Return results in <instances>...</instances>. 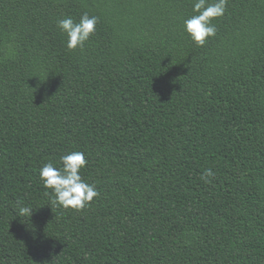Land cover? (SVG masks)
<instances>
[{
    "label": "trees",
    "instance_id": "trees-1",
    "mask_svg": "<svg viewBox=\"0 0 264 264\" xmlns=\"http://www.w3.org/2000/svg\"><path fill=\"white\" fill-rule=\"evenodd\" d=\"M85 12L95 33L69 50L57 21ZM192 14L0 0V264H264V0H227L203 46ZM72 151L99 191L80 211L39 180Z\"/></svg>",
    "mask_w": 264,
    "mask_h": 264
},
{
    "label": "clouds",
    "instance_id": "clouds-1",
    "mask_svg": "<svg viewBox=\"0 0 264 264\" xmlns=\"http://www.w3.org/2000/svg\"><path fill=\"white\" fill-rule=\"evenodd\" d=\"M227 0H192V15L183 21V30L197 46H203L208 38L216 34L213 20L224 15ZM99 18L87 12L81 14L79 20L71 16L57 21V27L65 36L67 49H83L86 42L95 33ZM60 167L47 162L39 169V180L46 190H50L52 203L65 209L80 211L89 206L99 191L85 181L81 170L87 166L82 151H72L60 157ZM213 175L211 169L205 170L206 179ZM47 194V193H46ZM30 206H20L19 216H31Z\"/></svg>",
    "mask_w": 264,
    "mask_h": 264
}]
</instances>
